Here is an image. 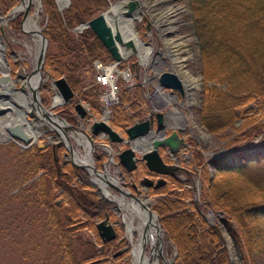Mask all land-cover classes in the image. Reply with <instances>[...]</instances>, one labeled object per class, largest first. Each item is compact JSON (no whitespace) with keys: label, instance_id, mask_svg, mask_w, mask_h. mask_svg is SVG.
Wrapping results in <instances>:
<instances>
[{"label":"trees","instance_id":"16d2710c","mask_svg":"<svg viewBox=\"0 0 264 264\" xmlns=\"http://www.w3.org/2000/svg\"><path fill=\"white\" fill-rule=\"evenodd\" d=\"M17 1L0 0V8L4 12ZM110 1L70 0L69 5L59 11L54 0H41L46 15L42 33L59 52L56 54L46 51L43 64L51 75H63L70 88L76 91V98L88 102L93 112L99 106V86L82 88L85 84L83 73L89 69L94 71L93 59L108 62L111 57L89 28L76 33L69 28L96 15ZM189 3L203 74L200 119L209 131L215 132L231 123L236 116L237 106L251 102L254 97L264 102V0H189ZM119 89L118 101L111 106L110 122L117 128H123L142 117L144 96L139 87L134 88L131 98L121 85ZM246 133L249 135L248 131ZM49 150L48 147L39 148L34 144L28 156L25 150L21 152L22 157L26 156L22 167L24 179L38 169H43V172L20 190L30 191L35 203L48 207L47 221L54 227L55 236L53 262L87 264L86 261L100 257L96 246L90 241H81L70 227L73 218L67 212L64 216L61 215L55 204L47 202V188L50 185L46 187L45 182H49V175L54 174L55 180L51 183L69 191L85 221L92 222L93 217H102L110 201L96 199L91 193L88 194L90 191L77 189V173L81 176L79 183L89 185L86 174L72 165V168L59 167L58 170ZM262 158L264 141L240 145L207 161L220 174L243 176L244 169ZM205 170L207 167L203 165L202 171ZM73 177L75 183L71 184ZM168 183L172 187L177 184V187H173L164 199H155L152 208L159 214L160 225L175 247L173 264H228L220 230L208 223L199 209L189 203L188 188L180 186L174 178L168 179L163 187ZM209 185L213 193L220 192L213 179ZM240 194L238 193L237 198H240ZM231 199L234 201L233 206V202L228 201L227 207L220 208L226 214L222 218L226 230L244 244L241 248L247 264H255L249 256L250 246L256 243L254 238L260 234L257 217L260 206L264 205L250 200L237 203L236 196ZM228 217L236 222L237 228L229 223ZM112 241L113 239L101 242V247L109 250L114 246ZM106 252L108 251L104 253ZM112 252L113 249H110L108 256Z\"/></svg>","mask_w":264,"mask_h":264},{"label":"rangeland","instance_id":"374dc122","mask_svg":"<svg viewBox=\"0 0 264 264\" xmlns=\"http://www.w3.org/2000/svg\"><path fill=\"white\" fill-rule=\"evenodd\" d=\"M116 1L118 0H111L110 4L113 2L115 3ZM152 2H154V7L156 9H164V7L167 6H172L176 9V12H173V14L168 17V24L172 29L169 28L166 32L162 33L152 24L151 28L146 31V34H144L142 33L143 27L140 25L141 18H132V24L136 31V35L144 42L142 52H150V57H148L147 61H141L136 52L132 51L120 60L118 62L119 64L115 65L116 69L114 73H117L115 79L117 95L119 94L120 85L125 88L126 95L130 98L133 94L134 88L139 87L144 96V105L150 107L148 98L145 97V94H151V91L154 89L151 84V81L155 82L152 74L161 70L175 72L173 61L169 56L166 41L175 40L181 44L177 48V54L181 52V55L185 57L183 59L185 69H187L194 78H199V87L192 89V92L190 91V93L194 95L193 104L190 106H179L180 111L184 113L186 118L188 130L183 133L184 141L186 140L185 146L181 147L178 151L181 152L180 154L176 152L174 155L175 159H177V163L183 166L184 169L177 170L174 179L180 186L189 189V203H191L194 208L199 209L200 213L208 223H211L220 230L221 243L226 248L227 258L228 249L232 252L233 261H231L230 264H247L241 248L244 247V244H241L236 238L227 232L225 221L222 219L226 217V214L220 208L223 206L227 207L229 205L228 201L233 202L231 204V206H233L234 201H232L233 199H231V197L234 198L235 196L237 203H241L240 201L243 200H250L264 205V158L251 163L249 167L244 169L245 172H243V176H238L232 173L220 174L216 172L207 160L214 157L209 153L217 152L221 148L225 151H229L243 144L249 145L253 142L259 143L264 141V102L263 100H257L254 97L251 102L249 101L248 103L236 107V116L233 117L229 125L215 132L209 131L201 123L200 119V106L203 97V74L197 38L192 28V10L189 0H153ZM35 3L36 0L30 1L31 11L35 10ZM38 17V25L41 27L46 19L42 4ZM145 18V16L142 18V22H145ZM0 25L2 26L7 39L4 48L5 57L8 60H11L14 56L9 50L13 49L16 50L19 55V63L11 64V70H14L16 65H19L26 70L28 62L24 59V55L26 53L28 58L32 56L31 53H27V48L30 49L31 45L28 34L22 28L18 30L11 29L8 22L7 24L2 23ZM23 40L29 42V47L22 44ZM36 51L37 49H35L33 54L34 57L37 55ZM46 51L54 52L56 54L59 53L55 45L48 41V39ZM111 61L112 60L105 64H108L107 66H109ZM125 73H127V75ZM83 74L85 84H88L93 80L91 69ZM53 75V77H56L57 74L53 73ZM147 77L149 78L146 81L145 78ZM163 90L167 91V88H163ZM178 96L177 100L180 102L182 98L180 95ZM50 97L53 100L54 94H52V88L48 86L46 89L44 87L40 89V100H46L43 101V104H48ZM116 101L114 100L112 103L114 104ZM102 105V101H99L98 110L93 112V114L91 113L92 115L89 114L86 121L76 125L87 129L92 118H98L102 115L100 109ZM172 105L174 106L175 104ZM169 106L170 104L168 103L167 105L162 106V108L166 109ZM59 107H61V105L55 106L53 110L58 109ZM144 113L145 112H143L142 115H144ZM78 118V120H80V117ZM191 122L195 126H192ZM42 126L43 124L39 123L38 128L42 133L35 139L36 141L44 140L43 135L49 132L47 128L44 129ZM189 129L192 133H196L195 136L197 137L192 136ZM86 131L88 132V129ZM246 131L249 132V135ZM201 132H205V136L198 137V135H201ZM67 134L75 153L78 156L84 155V157H86L85 147L82 144L83 141H81L83 139L70 131H67ZM73 137L76 138V141ZM91 142L93 143L94 150H97V152L103 150V147L100 145L99 137L96 138L93 136ZM34 144L35 143L33 142L27 147L22 148L13 138L8 137L4 133H0V264H56L53 262L55 257L54 227H52L47 221L48 207L46 208L42 204L35 203L30 191L20 190L22 186L36 180L38 178L37 176L43 172V169H38L35 173L27 177V179H24L22 176V167L24 166L26 156L22 157L21 152L25 150L28 156L32 152ZM59 150H61V148ZM103 153V159L99 160L101 157H94V152L91 151V164L96 168H102L104 171L108 170L109 174L112 176H118L117 165L113 163L109 164L108 155L105 150ZM71 160L70 156H61L59 152L54 158L55 167L58 168V170L60 169L59 167L65 169L69 167L72 168L70 165H74L75 161H73V163L70 162ZM84 160L86 159L84 158ZM99 161V166H96L95 163ZM203 165H206L207 170L202 171ZM144 172L145 170H139L136 172V175L141 176ZM49 177V182H45L46 187L48 184L50 185L47 188V202L55 204L61 215L64 216L67 212L69 216L73 218L74 221L70 223V227L77 235H79L81 241L92 242L94 246H96L97 252L100 256H107V258L97 262H100V264H134L130 259L131 256L128 253V249L116 256H111V254L108 256L110 249H113L114 252L127 240V233L122 223L123 216L121 218L122 214L120 213L119 215H116V210L113 211L107 209V212L110 213L108 217L109 220L115 223L114 228L116 229L117 237H114L115 239L113 238L112 243L114 246L112 248H109V250L108 248H102L94 224L103 216L93 217L92 222L85 221V217L81 215L82 213L77 208L69 191L63 186L56 185V183L54 184L53 182L51 183V181L55 180L54 174L49 175ZM212 179L214 180V183L218 185L220 190L218 194H215V192L213 193L210 188L209 184ZM76 180L79 182L81 181L80 178L77 177ZM79 182H76L77 189L86 192L90 191L88 194L91 193L96 199H104L98 196V190L94 185L90 183H88L89 185H82L80 184L81 182ZM74 183L75 181L73 177L71 184ZM118 184H120V181H118ZM164 185L165 184L155 188L152 187V185H148L146 190L142 192L147 198L151 199L149 208L153 209L152 205L155 199H164V197L174 189L173 187H177V184H173V187L172 185L169 186V183L166 187H163ZM137 186L140 187L141 185L137 183ZM128 189L132 193L134 192L130 188ZM110 190L116 192L113 188H110ZM238 193H241L239 195L240 198H237ZM122 200L126 201L131 199L122 195ZM259 210L257 220L260 226V234L259 236H255L256 239L254 238V241L256 243L250 246L249 256L255 264H264V206H260ZM228 219L229 223L232 224L234 228H237L236 222L231 217H228ZM115 220L118 221L115 222ZM164 235H166V233L163 232L164 246L162 247V250L165 254L166 260H169L170 264H173L176 253L175 247L167 235ZM135 236L136 234L133 235V238H135ZM81 244L83 245V243ZM146 248L147 246H145V251L148 250ZM105 251L108 252L104 253ZM228 260L227 263L229 264ZM85 263H87V261ZM160 264L163 263L161 262Z\"/></svg>","mask_w":264,"mask_h":264},{"label":"water","instance_id":"95a60500","mask_svg":"<svg viewBox=\"0 0 264 264\" xmlns=\"http://www.w3.org/2000/svg\"><path fill=\"white\" fill-rule=\"evenodd\" d=\"M69 2V0H55V3L59 9L66 4H69ZM18 3L13 5L10 10L17 7ZM37 3L40 7V0H37ZM112 4L88 20L79 22L74 27V30L78 31L84 27L90 28L100 43L108 51L109 55L113 59V63H117L122 60L129 52L122 50L123 47H129L131 50H133L134 46L131 38L124 37L119 32L116 21L110 18L112 16V14H110L112 13L111 8L114 5ZM140 5L141 4L139 3V0H124L123 7L118 10V13H121L124 16L130 15L135 9L139 8ZM10 10L2 15H5L6 18H11L18 13H22L21 27L32 39L37 41L38 49L36 51L37 55L35 56V63L30 70V74H35L34 83L29 84L27 82L28 78H26L25 80L20 81L21 87H23L21 89L15 88L13 85L14 78L9 75L7 61L3 56L0 57V115L4 116L3 121L0 123V133H4L8 137L13 138L22 148L27 147L33 142L36 143L37 147L44 146L48 142L35 140L41 134V130H39L38 133H35L36 135H33L28 129V126L38 127L39 123L42 122L48 126L50 131H52L51 134L47 135L48 140H50V137L53 134H57L59 137L53 140L55 143H58L62 137L64 138L62 140H65L67 149L73 156L75 165L86 172L88 175V181L97 188L99 197L111 201L113 204L111 207H115L116 209H118V205L122 201V195L129 197L131 200H134L136 203L142 206L148 205V211L154 213L158 225L160 226L158 214L153 209L149 208L151 199L147 198L142 192L146 190L148 185H152L154 188L163 185L165 183V178L163 176L166 174L174 175L175 171L180 168V165L176 163L177 159H175L173 162H165L158 151V147H163L164 152L170 158L174 157L175 153L179 151L181 147L185 146L184 137L178 134V131H180L181 127H174V129H172L169 134L164 136L162 134V123L163 121L166 122L168 116L159 111L160 107L154 105L153 103L151 105V109L154 111L156 117L154 125L152 122V116L150 115L151 112L149 111V116L147 115L148 117H144L141 120H136L125 126L122 132L115 130L106 121L105 116H101L98 119H91L89 126H87L89 133L86 131L87 129L83 127L74 126L73 124L66 122L57 111H53V107L71 100L73 96V91L63 76L52 77L49 75V73H46V77H49V84L54 89L53 94L56 93L58 95V100L55 102L51 99L50 102L45 105L39 99L37 88L41 80V70H43L42 61L47 46V39L42 34H40V27L36 28L35 31H31L25 28L23 25V20L29 12V1L27 0L24 7L21 9L15 10L14 12H10ZM120 50L123 51L124 55L121 54ZM156 80L164 87L177 89L180 92L183 90L182 82L179 76L173 71L162 70L157 76ZM25 86L30 91L31 97L33 98L32 101H30L26 95L27 89L24 90ZM74 108L79 113L80 117L90 114L78 101L74 103ZM169 112L170 111H165L164 113L166 114ZM57 119L62 120L65 124H59L56 121ZM74 129H78V131L87 137L88 147L85 149L87 154L89 151L91 152L94 150L91 138L94 135H97L100 138H107L109 142L108 145L104 144L103 141L100 142V145L104 148L108 155L109 164H118L122 166L125 171H132L134 168H136V161L139 160L143 163L147 170L152 171L157 175L154 179L145 175L140 176L137 179V183L141 185L140 187L137 186L133 180H131L130 185L133 186L134 193H132L128 188H122L116 184L119 180L124 178L121 170L118 171V178L115 176L111 177L110 180L102 168H96L93 164H90L84 160L83 156H78L75 153L67 134L68 130L74 131ZM112 143H116V149L114 151H112L110 148ZM118 143L126 146L119 149V146H117ZM225 152L226 151L221 148L217 152L209 154L216 156ZM112 153L116 154V161H113ZM135 153H138V155ZM98 156L99 154L96 153L95 157ZM78 178H80L79 175ZM110 188L115 189L116 192H112ZM102 189H106V193L109 196L103 194ZM125 202L128 201L126 200ZM116 214H119L118 211ZM117 221L118 220H115V222ZM113 226L114 223L108 219V214L105 211L103 217L95 222V228L101 242H106L116 236ZM160 229L163 231L161 226ZM126 239L128 243L112 252L111 256H116L127 249L129 250L130 256L132 255L130 238L127 236ZM144 252V244L143 242H140L136 264L141 263L142 254ZM105 258H107V256H100L88 261L87 264L102 261ZM228 258V262L230 264L231 261H233L232 252L230 249H228Z\"/></svg>","mask_w":264,"mask_h":264},{"label":"bare ground","instance_id":"6f19581e","mask_svg":"<svg viewBox=\"0 0 264 264\" xmlns=\"http://www.w3.org/2000/svg\"><path fill=\"white\" fill-rule=\"evenodd\" d=\"M26 1L27 0H20L17 7L10 10V12H14L15 10L23 8ZM28 1L30 2L31 0H28ZM152 1L153 0H140L142 10L144 9L145 12L149 15L150 19L153 21L154 25L157 27L159 32L161 31L163 33V32H166L169 28L172 29L171 26L168 24V17L171 14H173V12H176V9L172 6L164 7V9H162V8L156 9L154 7V2H152ZM123 3H124V0H120V1H117L116 3H114V5L111 8L112 13H110V14H112V16L111 17L109 15L108 16L111 19H114L116 21V23L118 25V30L124 37H130L131 38V40L134 43L135 52H136V54L137 53L139 54V57H140L139 59H141V61H143V60L147 61L148 57H150V53L147 55L142 54L143 48L140 45L141 44L140 38L137 37L136 32H133V29H132L133 24L131 22L132 21L131 18L135 17V12L133 11L132 14L127 15V16H124L121 13H118L119 12L118 10L121 7H123ZM178 9H180V8H178ZM30 10H31V8H30ZM39 11H40V7H39L37 0H36L35 10L32 12H29L23 20V25L25 28H27L28 30H31V31H35L36 28L39 27V25H38ZM6 20H7L6 16L0 14V24L5 23ZM1 30H2V32H4L3 29H1ZM33 40H34L33 48L35 47V49H38V43L36 42L35 39H33ZM166 44L168 47L169 56L171 57L173 64H174L173 65L174 71L179 76V78L182 82V88L185 89V92L188 94V105L190 106L194 102V98H193L194 95L191 94L190 91L192 92V89L199 87V78L198 77L194 78L191 75V73L187 69H185V66L183 65V59L185 57H183L181 55V52H179L177 54V50H178L177 48L181 44H179V42L178 41L176 42L175 40H167ZM122 50L130 51V49L128 47H123ZM122 50H120L121 54L124 55ZM1 55H2V52L0 51V57H1ZM111 69H112L111 64L109 66L105 67V71L107 73H109ZM125 74L127 75V73H125ZM28 79L30 82L29 84L34 83L35 74L29 75ZM26 95H27L28 99H30V101L33 100L28 88H27ZM161 95H162V93H161ZM57 100H58V95L56 93H54V98L52 101L56 102ZM161 100H162V102H161ZM167 101H169V98L164 97V93H163V98L160 99L158 102H161V104L162 103L167 104L168 103ZM181 105H183V104H181ZM178 112L179 113L177 115V118H178V120L180 119V121H181V119H183L184 113L181 114L180 109ZM3 117H4L3 115H0V123H1V121H3ZM56 121L61 125L65 124L62 120L57 119ZM191 124H192V126H195L192 122H191ZM178 126H181V123H178ZM28 129L31 132V134H33V135L35 133L39 132L38 127H29L28 126ZM77 132H79L78 137L83 139V140H81V141H83L82 144L84 145L85 149H87V147H88L87 140H86L87 137L83 133H81L80 131H77ZM193 134L196 135V133H193ZM201 136L202 137L205 136V132H203V133L201 132V135H198V137H201ZM57 138H59V137L57 136ZM61 139H63V137ZM63 141L65 142V140H63ZM85 153H86V157H84V155H81V157L83 156V158H85L86 161L91 164L92 163L91 152L89 151L88 154H87V152H85ZM105 172H106L108 178L114 177V176L109 174L108 170H106ZM116 178H118V177H116ZM106 191H107L106 189H102V193L105 194L106 196H109V195H107ZM127 201L128 202H125L122 200L120 202V204L118 205V209H116V210L118 211V213H121L123 216L125 230H126L127 236L130 238V241H131L132 255H131L130 259L133 261L134 264H136L137 259H138V247H139L140 242H143L144 247L147 246L146 249H148V250H147V252H144L142 254V261L140 264H160L161 262H163L164 264H170V261L166 260L165 254L163 253V250H162V247L164 246V241H163V232L164 231H162L160 229V226L158 225V222H157V219H156L154 213L148 211V209H147L148 205L142 206L133 200H127ZM134 234H136L135 238H133ZM164 236H166V235H164ZM116 237H117V235H116Z\"/></svg>","mask_w":264,"mask_h":264},{"label":"flooded vegetation","instance_id":"af4514ba","mask_svg":"<svg viewBox=\"0 0 264 264\" xmlns=\"http://www.w3.org/2000/svg\"><path fill=\"white\" fill-rule=\"evenodd\" d=\"M19 2V0L15 3V4H17ZM54 3H55V0H54ZM70 3V2H69ZM15 4H13V5H15ZM12 5V6H13ZM69 4H66V5H64L63 7H61L60 9L58 8V6H57V4L55 3V6H56V8H57V10H59V11H62L64 8H66L67 6H68ZM12 6L11 7H9L6 11H2L1 10V8H0V14H5V12H7V11H9L11 8H12ZM14 9V8H13ZM40 9H41V4H40ZM143 11H145V10H143ZM29 12H32L31 10H30V2H29ZM28 12V13H29ZM148 15V14H147ZM135 16H137L136 15V13H135ZM7 20H6V22H5V24H7V22H8V25H9V27L11 28V29H13V30H18V29H21L22 27H21V20H22V13H18V14H16V15H14L13 17H11V18H6ZM151 20V19H150ZM45 21H46V19H45ZM83 21H85V20H83ZM143 20H142V18H141V21H140V25H142V27H143V31H142V33H144V34H146V28H145V26H144V24H143V22H142ZM152 21V20H151ZM79 22H81V21H79ZM79 22H77L76 24H74L72 27H70L69 28V30L71 31V32H73V33H76V32H79V31H81L82 29H80V30H78V31H75L74 30V27L79 23ZM152 23H153V21H152ZM44 25H45V22H43V25L40 27V29H39V32H40V34H42L46 39H47V37L42 33V30H43V28H44ZM153 25H154V23H153ZM155 26V25H154ZM156 27V26H155ZM84 28H88V27H84ZM2 26L0 25V51L2 52V55L1 56H3L4 58H5V60L7 61V64H8V69H9V75L11 76V77H13L14 78V80H13V85L15 86V88H18V89H21V88H23V87H21V84H20V81H22V80H25L26 78H28V76L29 75H31L30 74V70L32 69V67H33V65H34V63H35V57H34V52H35V47L33 48V43H34V40L29 36V42L31 43V45H30V49L29 48H27V53H31L32 54V56L31 57H29L28 58V55H26V53H25V57H24V59L25 60H27V62H28V67H26V70L23 68V67H21V66H19V65H16V67H15V69L14 70H11L12 68H11V64H18L19 63V55H18V53L16 52V50H9L10 51V53L14 56L11 60H8L6 57H5V54H4V48H5V46H6V41H7V39H6V34L4 33V32H2ZM23 29V28H22ZM90 29V28H89ZM132 29H133V32H136L135 31V29H134V27H132ZM24 30V29H23ZM91 30V29H90ZM25 31V30H24ZM26 32V31H25ZM27 33V32H26ZM28 34V33H27ZM138 37V36H137ZM4 39V40H3ZM6 39V40H5ZM20 39V38H19ZM18 39V40H19ZM5 41V42H4ZM29 42H26V41H24L23 40V42H22V44L23 45H25V46H28L29 45ZM37 42V41H36ZM29 47V46H28ZM142 47V46H141ZM45 53H46V49H45ZM45 53H44V55H45ZM150 52H148V53H143L142 52V54L143 55H147V54H149ZM43 61H44V56H43ZM43 61H42V69L43 70H41V80H40V84H39V86H38V95H39V99H40V89L41 88H47L48 86L50 87V88H52L51 86H50V84H49V79L46 77L47 76V74L46 73H49V75H51L50 74V72H49V70H47V68L44 66V64H43ZM106 62H103V61H101L100 59H98V58H95V59H93L92 60V65H93V67H94V71L93 72H96V70H99V69H101V68H103V64H105ZM0 71H1V68H0ZM92 72V73H93ZM52 76V75H51ZM148 78L149 77H147L146 78V80H148ZM27 82L28 83H30L29 82V79H27ZM94 85H96L95 83H94V81L92 80L90 83H88V84H84L83 86H82V88H87V87H90V86H94ZM27 89V87L25 86L24 87V90H26ZM53 91H54V89L52 88V94H53ZM178 92V93H177ZM161 93H162V95H161ZM160 93V96H159V99H157L156 97L157 96H155V94H154V89L151 91V94H145V97H147L148 98V103L149 104H151V102H152V100L154 101H156L157 103H158V105H160L161 107L163 106V105H167L168 103L170 104V106L169 107H167L166 109H163V108H161V109H159V111H161V112H163V114L164 115H166V116H168V118L166 119V122H164L163 121V123H162V125H163V131H162V134L165 136V135H167L172 129L171 128H169V126L170 125H174V127H177L178 126V123H181V126H179V127H181V130L179 131V134L180 135H182L183 136V133H184V131H186L187 132V130H188V125H187V123H186V118H185V116L183 115V119H181V121H180V119L178 120V118H177V115H178V111H179V106H189L188 105V94L185 92V89H183V91L180 93L179 91H167V92H161ZM163 93H164V97H168L169 98V101H167L168 103L167 104H161V102H162V100H161V102H158L160 99H162L163 98ZM178 95H180L181 96V98H182V103H181V101L179 102L177 99H178ZM51 97H52V95H51ZM51 97H50V99H49V102H50V100H51ZM43 101H46V100H41V102H43ZM74 101H82V100H79V99H77L76 98V91H74V94H73V96H72V99L71 100H69V101H67V102H65V103H62V105H61V107H59L58 109H55V110H57L58 111V113L65 119V121L67 122L68 121V123H71V124H73L74 126H77L76 124H81V122H83V121H86L88 118H87V116H85L84 115V117H83V119L81 118L80 120H78L79 118L77 117V115L74 113V109H73V103H74ZM117 102V101H116ZM87 108H88V110H89V112L91 113L92 112V109L90 108V106H89V104H88V102H82ZM160 103V104H159ZM172 104H175L174 106L172 105ZM181 104H183V105H181ZM45 105H47V104H45ZM113 105V103L112 104H110V106L108 107V108H105V110H103V114H102V116H105L106 117V121L108 122V123H110L111 125H113L111 122H110V116H111V106ZM85 107V109L87 110V108ZM144 107V110H145V113H144V115L143 116H146V117H148L149 115H148V112L150 111L151 112V116H152V122H153V125H154V122H155V114H154V111H151V108H148L149 106H143ZM165 110H167V112L168 111H170L169 113H164V111ZM183 112L181 111V114H182ZM148 115V116H147ZM166 118V117H165ZM70 120V121H69ZM170 124V125H169ZM39 129V128H38ZM48 131L49 132H47V133H45L44 135H43V139H44V141H46V142H48L47 144H45V147H48L50 150H51V152H52V154H53V156H56V154H58L59 152H60V154H61V156H70L71 157V161L70 162H73V158H72V155L69 153V151H68V149H67V146H66V143L62 140V139H60L59 140V142L58 143H55V141H53V140H55L56 138H57V134H53L51 137H50V140H48V137H47V135L48 134H51L52 133V131H50L49 129H48ZM69 131H71V132H73L76 136L77 135H79V132H77L75 129H74V131H72V130H69ZM190 132H191V130H190ZM94 137H98L97 135H95ZM100 138V137H99ZM73 139L76 141V139L73 137ZM102 138H100V140H101ZM103 140H105V139H103ZM185 142H186V140H185ZM71 146H72V144H71ZM115 146H116V143H112L111 144V150L112 151H114L116 148H115ZM117 146H122L120 143H118L117 144ZM123 146H125V145H123ZM122 146V147H123ZM73 147V146H72ZM61 148V150H59ZM103 151H104V148H103V150L102 151H99L100 153H101V158L104 156V153H103ZM158 151H159V153H160V155H161V157L163 158V160L165 161V162H173L174 160H175V158L174 157H172V158H170L165 152H164V149H163V147H158ZM181 152H178V154H180ZM136 155H138V153H135ZM114 157V158H113ZM103 159V158H102ZM112 159H113V161H116L117 160V158H116V154L115 153H112ZM177 162V161H176ZM74 163V162H73ZM99 163H100V161L99 162H97V163H95V165L96 166H99ZM136 163H137V165H136V168H134L132 171H128V172H126L124 169H123V167H121L120 165H118V164H116L117 165V167L118 168H121L120 170H122V173L123 174H125L124 175V178H123V180H121L120 181V184L123 186V187H128V188H130L131 190H133L134 191V188H133V186H131L130 185V181L131 180H133L136 184H137V179H138V177H140V176H137L136 175V172L137 171H139V170H145V172L143 173V174H141V176H143V175H145V176H147V177H149V178H154L157 174L156 173H153L152 171H149V170H146V168L143 166V163H141L139 160H137L136 161ZM141 163V164H140ZM111 164V163H110ZM72 166H74V167H76L75 166V163H74V165H72ZM179 169H184V167L183 166H181L180 165V168ZM178 169V170H179ZM84 172V171H83ZM176 172V171H175ZM86 176H87V174H86ZM176 176V174H174V175H170V174H166V175H164L163 177L165 178V181H167L168 179H170V178H174ZM87 178H88V176H87ZM134 193V192H133ZM111 206H113V204H112V202H111V204L108 206V210H113V211H115L116 210V208L115 207H111ZM110 207V208H109ZM122 223H123V225H124V222L122 221ZM124 229H125V225H124ZM115 231H116V229H115ZM128 242H127V240L124 242V244H122L121 246H123V245H126ZM129 253V252H128Z\"/></svg>","mask_w":264,"mask_h":264},{"label":"built area","instance_id":"2783aa9c","mask_svg":"<svg viewBox=\"0 0 264 264\" xmlns=\"http://www.w3.org/2000/svg\"><path fill=\"white\" fill-rule=\"evenodd\" d=\"M114 71L115 68L107 73L104 68H101L94 74V81L101 86L99 98L105 106L111 104L116 99L117 87L115 79L117 73H114Z\"/></svg>","mask_w":264,"mask_h":264}]
</instances>
